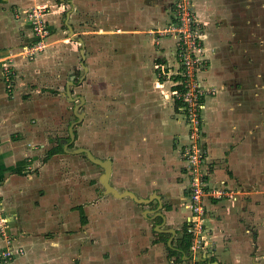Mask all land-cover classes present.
<instances>
[{"label": "crops", "instance_id": "0c3cea01", "mask_svg": "<svg viewBox=\"0 0 264 264\" xmlns=\"http://www.w3.org/2000/svg\"><path fill=\"white\" fill-rule=\"evenodd\" d=\"M42 3L48 6L44 16L52 31L50 38L63 35L64 29L66 37L77 45L79 63L81 48L85 54L82 60L87 69L70 86L71 97H84L77 108L84 114L74 126L73 142L78 139L77 126L85 120L82 105L86 97L73 94L72 87H83L89 77L93 89L97 87V115L92 116L96 139L100 135L95 127L106 129L107 140L116 142L111 127L123 126V140L127 142L124 158L128 154L130 161L146 158L152 162L161 152L168 153L175 146L178 149L186 134L179 102L171 94L180 78L176 38L158 34L155 40L154 35L170 21L173 0H0V219L7 235L0 246L13 250L11 264H178L195 260L197 249L182 250L183 231L180 235L175 227L166 225L180 220L182 213L176 212L180 203L184 214L189 210L183 174L179 181H172L173 176L165 181L164 175H156L150 180L151 188L145 182L137 184L138 192L129 186L131 169L122 179L115 174V160L110 154L115 149L108 147L107 154L101 155L93 141L94 148H87L95 156L112 160L109 181L118 190L129 189L142 197L151 193L160 196L144 204L138 216L131 211V198H117L103 191L99 181L102 171L89 185L95 176L85 174V165L98 164L83 153L66 150L78 145L72 146V142L64 146L69 133L61 136V120L55 117L60 118V112L66 110L64 100L73 102V114L79 100L68 97V78L58 76L53 69L61 56L52 53L55 46L48 37L42 50L26 56L35 39L27 12ZM193 9L201 22L206 60L198 75L213 91L205 98L202 111V145L213 167L212 182L225 189L239 186L242 195L247 189L252 195V189L246 187L249 184L254 192H263L264 0H193ZM67 24L73 28V38ZM4 63L12 72L9 80L4 75ZM121 77L125 84L123 105L116 103L113 108L116 87L112 80ZM60 78L64 82L58 88ZM105 94L108 101L100 100ZM103 112L105 124L100 126L96 120ZM56 134L60 136H55L54 143L52 135ZM154 149H158L156 154ZM162 187L176 189L177 194H163L159 190ZM224 197H206L205 203L217 201H209L208 207H213L228 200L232 205L238 199L237 195L233 200ZM256 207L261 209L253 217L251 233L239 225V239L234 237L227 243V253L247 250L253 262L250 264H264V202ZM148 221L152 223L150 231ZM222 221L210 220L208 226V234L218 246L221 231L215 225L224 227ZM230 223L224 227L228 233L236 228ZM168 227L175 232L162 231ZM188 253H192L190 258H185ZM215 253L222 250L205 254L209 259ZM210 259L222 262L219 257Z\"/></svg>", "mask_w": 264, "mask_h": 264}, {"label": "rangeland", "instance_id": "374dc122", "mask_svg": "<svg viewBox=\"0 0 264 264\" xmlns=\"http://www.w3.org/2000/svg\"><path fill=\"white\" fill-rule=\"evenodd\" d=\"M61 25V24H60ZM167 25V24H166ZM202 28V26H201ZM59 29V28H58ZM63 29V28H62ZM63 35L57 36L53 39V37L50 38V36H52V31H50V34L47 36L48 37V41L51 40L53 41V46H55V49H53L54 51L52 52L53 54H57L60 55V58H55V64H53V69L55 70V73L58 76L63 75V77L65 79L68 78L69 74L73 73V81L76 82L77 76L83 71V67L82 65H80L79 63V55L77 52V45L75 42H71L69 39V37H66V30L63 29ZM159 34V35H158ZM155 35V40L157 38V35H163L161 34L158 29L157 32H154ZM47 37L45 38L44 42H47ZM62 37V38H61ZM66 37V38H65ZM63 39V40H62ZM55 41V42H54ZM45 46V44H44ZM43 46V47H44ZM42 47V49H43ZM41 49V50H42ZM69 49V50H68ZM37 53V52H36ZM64 55H66L67 58L64 57ZM63 59V60H61ZM61 62V64H60ZM64 62V63H63ZM57 77L55 76V78H53L52 83L55 82V79ZM115 78V77H114ZM64 80L63 78H60L58 81V84H56V86H58V88L61 87V85L63 84ZM113 86L116 87L115 88V97H114V102H113V108L115 107L116 103L117 105H120L122 107L123 105V90L122 87L125 85L123 82V78H117V79H113ZM73 90V94H83L86 97V101L84 102V104L82 105L84 110L86 111L85 113V120L83 121V123H81L79 126H77L76 130H77V137L78 139L75 140L72 144V146H76V145H82V146H86V147H93L94 148V144L95 145V151L99 152L100 150V154L101 155H106L108 150V147H111V149H115V154L114 152L110 151V154L113 155L112 157L115 160V174H117L118 178H124V172H128L130 171L129 169H131V176H129L130 178H132V182H130L129 186L135 189L136 191H138L139 189L137 188V184H140L141 182H145L147 183V186H149V188H151L152 186V182H150V180L154 177V176H158V175H164L165 177V181H169L170 178L173 176V180L174 181L176 179V181H179L181 179V176L183 174L182 172V164H184L183 159L180 158V156L178 155V151L175 148H173L172 150L167 151L168 153H162L159 155V157L153 161L150 162L149 160L147 161L146 158H144L143 160L141 159H134L133 161H130L129 159V155L126 154V158H124V146L127 143L124 139V127L119 125V126H113L111 127V134H113L114 136H116L117 140L116 142H111L108 141V137H107V133L106 129L102 130V129H97V127H95V131L97 133H99V139L97 138V134L94 132L93 127H92V123H93V119L92 116L96 113L97 115V111L95 110V105H94V101L97 100L96 97V89H93L92 84H91V77H89L85 83L83 87H72ZM108 94H105L104 96H101V98H99L100 100H104V101H108L105 96H107ZM63 99V98H61ZM122 99V101H121ZM64 100V99H63ZM64 104H66V110L65 111H61L60 112V118L59 117H55L57 119L61 120V124H62V132L60 133L61 136H68V131H67V126L70 122V120H72L74 118V114L72 112V106H73V102H71L70 100L66 103L65 100L62 102ZM203 109L201 110V116H202V120H203V114H202ZM105 112H103V116L100 120H96V124L97 122H99L100 126L105 124ZM179 113L181 114V119L183 120V125L185 127V129L188 128L186 122L184 121L185 117H184V111L182 109H179ZM59 114V113H58ZM58 121V120H57ZM203 124V121H202ZM102 128V127H100ZM135 131V130H134ZM104 133V134H103ZM103 135L105 137H103ZM122 135V136H121ZM55 136H60V135H52V142H54V138ZM119 138V139H118ZM174 140V139H173ZM93 141H95V143H93ZM178 142V141H177ZM55 143V142H54ZM179 143V142H178ZM129 145V144H128ZM135 146V144L133 143V147ZM99 147V150L98 148ZM159 148V147H158ZM136 149L138 151H140V149H138L136 147ZM141 152V151H140ZM158 152V149H154V154H156ZM166 152V151H165ZM143 154H145L144 150H143ZM148 162V163H147ZM101 172L102 168L96 165L91 164L90 162L87 163V165H85V174H94V178L90 179L91 181L89 182V185H91L92 182H96V173L97 172ZM173 172H175L173 174ZM173 174V175H172ZM169 179V180H168ZM87 180V179H86ZM88 183V182H87ZM101 188V185H99ZM239 187V186H238ZM238 187H231V188H226V191L228 193H230L231 195H225L224 199L227 198H231L233 200L234 195H237L238 199H234L235 203L230 205L228 204V200H225V202H221L219 205L217 206H209L208 207V203L209 201L211 202L212 200H206V209L203 212V215L205 218L200 220V221H196L194 222H190L188 223L184 218V216L187 214H190V210H188V212L185 214L182 212V210L180 209L181 207H183V204H179V207H177V211L181 218L178 221H175L174 223H167L166 225L171 226V227H175L176 230L178 231V234L181 235V232L184 231V228L187 229V231L191 234V240L192 242L196 243L199 245V247L201 248V250L205 253H211L213 251H215V249H219L222 250V253H215L214 255H209V259L211 257H219L221 259L222 262L227 263V264H250L253 263L251 260V255L247 253V250H245V252L239 253V251L237 253L231 254L229 255L227 253V251H230V248H228V244L234 237H237V239H239V225L242 227V230L244 228L243 231H245L247 234L251 233V227H252V222H254V218L257 215V213L259 212V210L261 208L256 207L257 205H263L264 202V191L263 192H259V191H255L254 192V187H252V185L249 184V186H246L247 188H251L252 189V195H250V190L247 189V193H245L244 195H242L241 193L239 194V189ZM148 188V189H149ZM138 189V190H137ZM147 190V189H146ZM160 192L163 194L166 193H171V195L175 196L177 194L176 189H166L164 187L159 188ZM139 192V191H138ZM149 192V190H148ZM147 192V193H148ZM238 193V194H237ZM184 196H187L186 191L183 192ZM179 196L181 195L178 194ZM173 200H175V197L173 198ZM182 201V200H181ZM213 203H216L217 201H212ZM131 211H133V213L137 214L138 216H140L141 214V210L144 208V204H137L135 203L133 200H131ZM155 201L153 200L151 202L152 205H154ZM187 203V200H186ZM227 203V204H226ZM229 205V206H227ZM227 206V207H226ZM242 207V208H241ZM189 209V208H188ZM229 209V210H228ZM179 210V211H178ZM262 212V211H260ZM186 215V216H187ZM254 217V218H253ZM141 218V217H140ZM142 219V218H141ZM225 220L222 222H225L224 227L227 226L226 222H231L232 224H234L235 226L232 225V227H236L234 228L235 231H231L230 233H228V230H226L224 227H222L223 224H220L221 222H218V224L220 225H215L216 229L221 231V233H219V238L221 240L219 246L217 244V242L212 238H210L208 232L210 230L211 227L209 226V221L210 220H214V221H221V220ZM200 223H203V225L201 227H198ZM152 223L148 221V229L150 231ZM241 230V231H242ZM153 236H156V234H153ZM250 235H248L249 237ZM250 238L247 239V242H250L249 240ZM223 241V242H222ZM164 248V247H162ZM165 250V248H164ZM247 254V255H246ZM262 257V256H261ZM196 263V260H194L193 258L190 259V262L188 261H183V262H178V264H193Z\"/></svg>", "mask_w": 264, "mask_h": 264}, {"label": "built area", "instance_id": "2783aa9c", "mask_svg": "<svg viewBox=\"0 0 264 264\" xmlns=\"http://www.w3.org/2000/svg\"><path fill=\"white\" fill-rule=\"evenodd\" d=\"M47 9L46 4H35L27 12L35 39L27 47L26 56L40 51L45 44V38L50 33L44 16ZM159 32L176 38L175 55L180 78L171 94L179 102V109L184 111V121L188 126L185 139L178 143L177 150L178 155L185 162L182 183L187 193L186 205L190 210L187 222L195 223L205 218L202 215L206 209V197L219 199L231 194L225 188L213 184V167L202 145L201 110L205 98L213 91L202 83L198 75V71L206 66V60L201 22L193 9V0H173L170 21ZM3 68L5 78L9 80L12 73L9 64L4 63ZM0 225V240H2L7 238V235L1 219ZM198 225L201 227L203 223ZM191 249L201 248L191 240ZM12 258L13 250L7 245L0 246V264H11Z\"/></svg>", "mask_w": 264, "mask_h": 264}, {"label": "water", "instance_id": "95a60500", "mask_svg": "<svg viewBox=\"0 0 264 264\" xmlns=\"http://www.w3.org/2000/svg\"><path fill=\"white\" fill-rule=\"evenodd\" d=\"M68 28H69V34L70 36L73 38V28L70 24H67ZM78 41L81 42V39L80 38H77ZM80 54H81V61L80 63L82 64L83 66V69L84 71L87 69L86 65L83 63V58L85 57V54H84V51H83V48L80 49ZM73 77L74 76H68V79H67V82H66V85H65V89H66V94L68 95V97L71 99V100H75V99H78V103L75 104L74 106V114L76 116V119H72L70 121V124L68 126V133H69V140L64 143V146L67 147L68 145H70L73 140L75 139V132H74V126L79 122L81 121L82 117H83V110H77V108H79V106L81 105V103L83 102L84 100V97L82 95H75L74 97H71L70 94H71V90H70V86H73L75 85L76 83L73 81ZM81 78V77H80ZM81 81V80H80ZM68 152H71V153H83L84 156L98 164L99 166L102 167V172L100 173L99 175V181L100 183L102 184L103 186V191L105 193H110L112 194L113 196L117 197V198H121V197H125V196H128L129 198H131L132 200H134L135 202L137 203H141V204H147L149 203L153 198H156L157 200L160 199V196L159 195H155L153 196V193L149 194L147 197H142L138 194H136L134 191L132 190H129V189H121V190H118L113 184H111V182L109 181L110 179V174H111V171H112V160L110 158H100L98 156H95L87 147H84V146H76L74 148H68L66 149ZM163 219H164V216L161 212L158 213ZM157 226L159 227V224H157ZM162 231H170L172 233L175 232V229L174 228H165V229H162ZM170 240V239H169ZM168 240V241H169ZM192 253H188L187 255H185L184 257L185 258H190V255ZM195 260L196 262H203L206 260L205 264H225V263H222L216 259H207V255L205 253H203L201 250L197 249L195 251ZM255 264H258L257 261H255Z\"/></svg>", "mask_w": 264, "mask_h": 264}, {"label": "trees", "instance_id": "16d2710c", "mask_svg": "<svg viewBox=\"0 0 264 264\" xmlns=\"http://www.w3.org/2000/svg\"><path fill=\"white\" fill-rule=\"evenodd\" d=\"M51 152L54 153L55 150L52 149ZM181 241L183 242V244H182L183 252L187 251V250H190V248H191V234L187 231L186 228H184ZM172 252L173 251H171L170 248H169V253H172Z\"/></svg>", "mask_w": 264, "mask_h": 264}, {"label": "bare ground", "instance_id": "6f19581e", "mask_svg": "<svg viewBox=\"0 0 264 264\" xmlns=\"http://www.w3.org/2000/svg\"><path fill=\"white\" fill-rule=\"evenodd\" d=\"M70 76H73V73Z\"/></svg>", "mask_w": 264, "mask_h": 264}]
</instances>
